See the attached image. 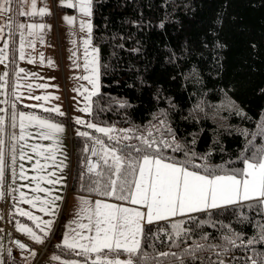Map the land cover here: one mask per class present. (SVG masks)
<instances>
[{"label":"trees","instance_id":"obj_1","mask_svg":"<svg viewBox=\"0 0 264 264\" xmlns=\"http://www.w3.org/2000/svg\"><path fill=\"white\" fill-rule=\"evenodd\" d=\"M91 8L92 39L99 63V89L92 96L87 114L91 122L133 129L135 135L152 132L151 138L157 141L162 134L169 143L172 136L166 129L170 127L186 151H194L197 157L211 153L207 164L226 168L229 173L244 167L241 156L250 157L264 148V0H92ZM224 99L231 105L213 114L214 106ZM92 134L107 147L140 144L132 139L115 145L109 135L94 130H89L87 137L74 134L69 189L125 201L101 194L107 176L100 181V190H93V181L100 178L84 169L85 148ZM159 152L170 162L186 159L184 152L162 145ZM102 156L103 151L101 167ZM193 162L204 163L198 158ZM192 170L203 173V169ZM216 174L228 173L218 170ZM255 203L211 210V216L231 223L247 239L257 231L255 222H264V214H257L258 205L251 211L248 208ZM241 214L248 219L241 220ZM189 217L209 219L208 213L195 212L145 224L141 252L131 257L134 264H177L175 257L159 253L179 255L192 243L177 240L176 247L169 239L174 238L172 226L177 222L186 228L195 227ZM59 227L58 223L47 252L63 261L75 259V264H92L97 254L63 246L58 238ZM196 231L218 234L207 224ZM256 247L264 251L261 245ZM45 254L35 264H54ZM100 255L129 259L123 252L105 251ZM201 255L207 259L210 253ZM248 255L250 251L238 248L222 258L226 264H245ZM186 264L191 262L186 260Z\"/></svg>","mask_w":264,"mask_h":264},{"label":"snow or ice","instance_id":"obj_2","mask_svg":"<svg viewBox=\"0 0 264 264\" xmlns=\"http://www.w3.org/2000/svg\"><path fill=\"white\" fill-rule=\"evenodd\" d=\"M64 6L69 8L77 7L83 16H91L92 14V0H61ZM12 0H0V13H7L11 9L9 5ZM31 15H36V0L31 3ZM25 13H21L24 15ZM50 14L46 8L39 9V15L43 16ZM64 20L72 25L75 22V17L65 16ZM24 27V25H20ZM29 28L39 27L41 30L45 25H28ZM80 28L83 31L85 28L91 31V24L85 21H80ZM2 31V29H0ZM90 41L85 40L87 45ZM3 55V49H0V63L6 59ZM23 59V54H21ZM31 62V61H30ZM92 74L90 79L88 76L83 79L90 80L94 89L97 88L98 67L96 59L92 60ZM86 63L85 68L87 69ZM20 71H23L21 69ZM7 75L6 73L4 74ZM3 76H0V80ZM93 91L91 95H96ZM40 99V97H37ZM90 99V97H89ZM15 105H13V108ZM2 111V109H0ZM56 111H59L56 109ZM81 111L88 112L90 108L86 106ZM13 121L16 119V114L13 113ZM21 134L19 139H24V121H36L41 127L49 130L45 138H50L55 133L63 131V128L58 124L49 123L44 120H39L35 116H26L23 112L19 114ZM76 123H83L80 119ZM3 124V118L0 117V125ZM164 125V121H161ZM15 127V124H13ZM88 128L96 129V131L106 135L112 133L111 128L97 127V125L88 123ZM3 129L0 128V131ZM167 132L172 136V142L169 143L163 139L157 141L151 138L152 132L147 135H135L133 129H121L124 133L120 137H113L109 135L110 140L115 141V145H120V141H130L136 139L140 141L139 145L125 144L122 147H105L103 141L96 139L95 144L101 145L103 151V167L99 164H93L89 160L87 171L88 173H95L96 177L100 178L93 181L96 185L95 191L100 190V181L107 176V182L103 184L104 191L101 193L104 196H115L118 200L130 201L133 205H141L146 211H140L136 208L122 207L115 204L104 203L100 200L95 201L94 208L85 201L86 207L81 208L78 216L87 214L88 224L80 223L78 227L81 230L87 229L89 232L94 231L95 235H84L83 231H76L71 229L74 236L69 237L65 234L63 246L68 248H79L85 253H96L97 258L92 264H134L131 257L137 256L141 252L142 239L144 236L145 224H152L154 221L164 220L168 217H174L177 214L184 215L186 213L205 212L208 213V220H196L194 217H189L193 221L195 227H184L181 224H173L175 229L173 245L179 247L177 240L187 243L191 240L192 243L178 255L175 252H161L162 257L169 255L175 257L177 264H186V260L191 264H226L222 258L234 249L243 248L246 252H251L245 259V264H264V251H258L257 245L264 247V222L256 221L254 227L257 229L254 235L245 239L242 232H237L231 223H224L223 220H215L211 216V210L226 209L230 206L240 205L243 202L255 201V204H249V210H253L259 206L257 214H264V148L257 149L250 157L241 156L244 167L238 170H231L229 173L226 168H212L207 164L208 156L197 157L193 151L189 153L184 146L175 140V135L172 133L170 127H167ZM160 132V129L156 130ZM132 133V134H129ZM261 133L264 134V127L261 128ZM79 136L87 137L89 133L78 132ZM246 135V133H245ZM13 139H16L13 136ZM4 141L0 139V186H2L5 174V154L3 150ZM251 145V142H249ZM172 148L174 152H184L186 157L183 161L167 162L170 158L164 157L159 152V147ZM23 147V146H22ZM33 151H37L36 146H32ZM247 150V149H246ZM89 149L86 147L85 152ZM151 151L152 154H149ZM133 153L138 155L134 156ZM92 156H97L99 153L96 148L91 149ZM142 154V155H140ZM21 160L25 159V155L21 152ZM193 158H198L204 163L196 164ZM30 159V157H29ZM16 162V156L12 155V164ZM39 164V162H37ZM21 167L20 178L24 179L23 165ZM100 169L97 171V169ZM190 169H203V174L200 171ZM42 170V169H41ZM223 171L228 174H216L217 171ZM15 176V171H13ZM43 179V178H41ZM58 182V181H56ZM48 183H54L49 180ZM37 191L42 189L37 188ZM119 193V194H118ZM24 193H20L21 199L24 198ZM3 193L0 192V197ZM38 199V198H36ZM59 199V197H57ZM26 203H33V201L25 200ZM43 205H47L48 201H42ZM33 206L35 204L33 203ZM40 211L47 212V207H41ZM21 215L28 216L29 219L37 221L39 218L33 216L31 213L21 210ZM241 220H247L248 217L241 214ZM143 222V223H142ZM43 227L37 223V227L41 232L46 233V229L50 228L52 221H44ZM217 229V235L213 236L208 232L197 233L196 229L203 225ZM19 231L26 233L32 240L37 243H43L42 236L38 235L31 228L26 226H19ZM196 236V239L193 237ZM87 241L81 243L80 241ZM71 241V242H70ZM17 246L24 249L26 246L22 243L16 242ZM116 252L117 254L123 252L129 256L126 261L118 259H110L107 255L101 256L102 252ZM210 253L205 259L201 253ZM9 256L11 251L9 250ZM34 256L35 253L33 252ZM216 259L213 260L212 256ZM52 259L57 260L59 257L53 256ZM0 264L3 260L0 259Z\"/></svg>","mask_w":264,"mask_h":264},{"label":"rangeland","instance_id":"obj_3","mask_svg":"<svg viewBox=\"0 0 264 264\" xmlns=\"http://www.w3.org/2000/svg\"><path fill=\"white\" fill-rule=\"evenodd\" d=\"M13 2L12 0L11 4H13ZM73 2L75 3V0H73ZM31 3L32 0H28V8L24 10V15H21L22 12L16 8L7 13H0V23H3L5 26L4 20L13 17L16 21L13 26V32L16 29L19 31L17 43L20 47L18 50L19 59L16 61L18 68L14 77V90L16 94H20V96L25 99L28 106L32 108V115L37 113L43 115V113L46 112L49 117H64L68 130L70 129L73 134H77L78 132L89 133V130L98 132L96 129L88 128V123L95 124L97 127L111 128L110 125L91 122L87 118L89 111H81V109L86 106L90 108L93 96L91 93L93 91L97 92L99 89L98 49L93 42L92 32H89L87 28L83 31L80 28V21L91 24V16H83L77 7L69 8L64 6L61 0H36L37 14L31 15ZM16 5L17 2L15 3V6ZM40 8L48 9L50 14H45L43 16L39 15ZM65 16L75 17V22L69 25L64 20ZM41 24L45 25L42 30L39 27H28V25ZM20 25H24V27L21 28ZM85 40L90 42L86 45L84 43ZM21 54H23V59H21ZM93 58L96 59V66L98 67L97 88L95 89L93 84L90 83V80L83 79L85 76H88L90 79L94 78L92 74ZM86 63L88 64L87 69L85 68ZM21 69H23V71H20ZM37 97H40V99H37ZM230 105V101L224 99L221 103L214 106L213 114L220 108ZM56 109L59 111H56ZM41 111L43 113H41ZM77 119H80L83 123H76ZM121 129L126 128L118 127L117 131L114 128L111 134H124L120 132ZM67 134L69 133L67 132ZM92 137L102 141L97 135L92 134ZM85 201L94 208L92 200L84 198L82 194L66 188L59 205H47V217L46 219L42 218L41 223L44 221H52V224L50 228L45 230L47 234L44 232V235H42L43 238L47 236L46 239H50L58 223L60 224L58 238L59 242L62 244L65 234L75 235L71 229L83 231L84 235H95L94 231L89 232L87 229L81 230L78 227L80 223H89L87 214L78 216V212L76 211L77 206L80 207V210L87 206L84 203ZM177 215L182 216L181 214ZM175 224L180 223L177 222ZM41 226L43 227V223ZM1 227L2 226H0V230ZM80 242L87 243V241L84 240ZM75 249L82 250L79 248ZM9 250L11 251V256L14 255V257L20 261L18 264H24L23 259L27 258L25 254L26 250L11 244L5 249V247L0 244V259L3 260V264H8ZM33 252L35 253L34 250L31 251L28 256L29 261L25 264H30L31 260L35 258L36 254L33 256ZM45 256L50 258L54 264H61L63 261L60 258L57 260L52 259L55 255L49 252H47ZM6 257L7 260L5 262L4 258ZM109 258L118 259L120 261L127 260L125 257L111 256ZM63 263L75 264V259L63 261Z\"/></svg>","mask_w":264,"mask_h":264},{"label":"crops","instance_id":"obj_4","mask_svg":"<svg viewBox=\"0 0 264 264\" xmlns=\"http://www.w3.org/2000/svg\"><path fill=\"white\" fill-rule=\"evenodd\" d=\"M13 4L9 7L12 10L14 8L21 12L27 10L28 0H13ZM17 5L15 6V3ZM6 21V22H5ZM16 21L10 17L0 23V49H3V55H6V59L1 63L0 76L3 79L0 80V117L3 118V124L0 128V139L4 141L3 150L5 154V174L2 186H0V192L3 196L0 197V219H12V227L25 235L33 244L29 250H26V259H23V263L28 262V256L32 250L37 254L39 247L45 244L46 237L43 238L44 232L40 231L37 227V223H41V219L47 217L48 212L40 211L41 207H47V205H59L61 203L64 191L69 188L70 170H71V155H72V140L67 137L68 128L64 117H49L42 114L31 113V107L25 102V99L16 94L14 77L18 65L16 61L18 58V33L16 29L13 32V26ZM5 28V29H4ZM11 38V39H9ZM7 74L6 76L4 74ZM12 77V79H11ZM13 105L15 107L13 108ZM23 112L26 116H35L39 120H44L49 123L58 124L63 128L62 132L55 133L50 138H45L48 135L49 130L43 128L36 121H24V139H19L20 119L19 114ZM13 113L16 114V119L13 121ZM15 124V127H13ZM13 136L16 139H13ZM23 146V147H22ZM36 146L37 151H33V147ZM24 153L25 159L21 160L20 154ZM16 156V162L12 164V155ZM30 157V159H29ZM39 162V164L37 163ZM21 165H23V173L25 178H20ZM42 169V170H41ZM15 171V176L13 175ZM43 178V179H41ZM54 181V183H48V181ZM58 181V182H56ZM42 189L37 191L36 189ZM24 193V198L21 199L20 193ZM74 192V191H73ZM84 198L92 200L93 206L95 201L100 200L104 203L116 204L118 206H125L128 208H136L140 211H146L141 205H133L130 201H115L110 198L94 197L86 194H82ZM59 197V199H57ZM38 198V199H36ZM25 200L33 201V203H26ZM48 201L47 205H43L42 201ZM81 203V202H80ZM79 203V204H80ZM80 207L77 206V212L79 213ZM28 212L33 216L38 217L37 221H33L28 216L21 215L20 212ZM172 218V217H169ZM143 223V222H142ZM26 226L31 228L38 235L42 236L43 243H37L32 240L26 233L19 231V226ZM42 227V226H41ZM12 232L6 230L3 226L0 230V244L5 249L11 245H15L12 241ZM73 236L72 234L68 235ZM71 242V241H70ZM7 257L4 258L6 262ZM34 262L31 260L30 264ZM13 263L18 264L20 261L13 255Z\"/></svg>","mask_w":264,"mask_h":264},{"label":"built area","instance_id":"obj_5","mask_svg":"<svg viewBox=\"0 0 264 264\" xmlns=\"http://www.w3.org/2000/svg\"><path fill=\"white\" fill-rule=\"evenodd\" d=\"M68 137H69V138L72 137V134H71L70 132H69V134H68ZM95 140H96V139L92 140L91 145H90V148H89V152H88L87 157H86V160H85L84 167H85L86 170H87V167H88L89 160H91V162H92L93 164H99V158H98V155H97V156H92V154H91V149H92L93 147L96 148V150H97L98 153H99V151H100V147H101V145H97V144H95ZM0 224H2L3 226H5L6 228H11V227H10V224H9L8 221L5 220V219H4V220H0ZM19 237H20L21 239H23L24 241H26V238L23 237L22 235H19ZM41 250L44 251V248H41Z\"/></svg>","mask_w":264,"mask_h":264},{"label":"water","instance_id":"obj_6","mask_svg":"<svg viewBox=\"0 0 264 264\" xmlns=\"http://www.w3.org/2000/svg\"><path fill=\"white\" fill-rule=\"evenodd\" d=\"M14 241H15V243H16V242L21 243V241H20L19 239H14Z\"/></svg>","mask_w":264,"mask_h":264}]
</instances>
